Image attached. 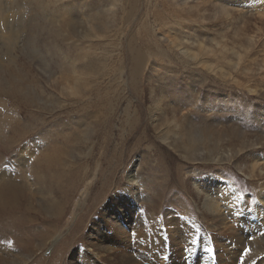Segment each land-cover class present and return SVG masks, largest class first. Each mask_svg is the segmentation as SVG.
Returning a JSON list of instances; mask_svg holds the SVG:
<instances>
[{"label":"rangeland","instance_id":"obj_1","mask_svg":"<svg viewBox=\"0 0 264 264\" xmlns=\"http://www.w3.org/2000/svg\"><path fill=\"white\" fill-rule=\"evenodd\" d=\"M0 124H12L0 133V172L11 161L7 168L17 175L51 140L65 147L54 171L64 176L66 168L69 176L80 165L82 174L90 168L104 136L114 144L126 139V165L116 173L125 185L136 167L139 231L153 237L151 264H185L186 236L207 231L228 234L230 249L214 256L219 264H238V257L239 264H264V214L250 227L233 216L218 232L219 220L196 188L212 174L257 203L264 183V160L255 155H264V0H0ZM44 128V146L23 154ZM12 139L18 146L8 150ZM29 155L33 161L21 165ZM43 183L33 206L51 219L60 186ZM80 204L27 264L53 256L50 264L62 257L59 264H82L70 252L91 244L86 231L68 252L54 253L84 210ZM43 228L28 225L30 234L17 236L23 251L13 252L28 250L24 242ZM242 248L250 252L241 255Z\"/></svg>","mask_w":264,"mask_h":264},{"label":"bare ground","instance_id":"obj_2","mask_svg":"<svg viewBox=\"0 0 264 264\" xmlns=\"http://www.w3.org/2000/svg\"><path fill=\"white\" fill-rule=\"evenodd\" d=\"M10 125L12 124H0V133H3ZM129 126L133 130L135 124H129ZM109 130L111 131L112 127ZM16 131L17 127L13 125L12 133L17 135ZM67 140L69 139L67 138ZM12 141L6 143V149L14 150L18 146L19 141L15 142L13 139ZM51 143H48L43 155L32 166H27L20 171L21 174H13L9 168L0 172V264H27L28 259L33 257L35 248L37 249L42 244L41 248L44 249L45 245L57 235L54 234L58 233V229L65 222V218L71 210L75 211L76 205L78 204L79 207L80 203L85 205L84 210L79 214L70 234L61 241L54 253H57L61 248H64L65 251L71 249L78 237L82 235L83 231H86L91 240V244L86 247L96 246L97 248L87 253L77 248L71 251L70 255L74 262L109 264L107 261H111V257L114 256V264H151V261L148 260V248L152 247L153 237L145 238V230L139 231L142 223L139 209L142 208L143 199L142 194L136 195L137 191L142 190V184L136 178V167H132L127 173L125 185L119 184L121 180L116 173L118 168L122 169L126 165L125 157L127 155L120 152V148L126 145V139L114 144L111 138L104 136V139L97 141L94 147L95 153L90 168L82 174L85 166L80 165L77 171L73 170L69 176L66 168H63L64 176H59L54 171L56 166H62L65 147L62 148L52 140ZM31 150V147H23L21 151L28 155ZM23 159L21 157L18 161ZM258 176L264 177V174L261 172ZM55 180L60 186L57 189L59 198L57 201L54 200L58 211L56 209V214L51 219H42L41 212L34 208L33 202L39 189L43 188L41 182L53 186ZM223 182L218 176L212 174L207 179L204 176L201 180L196 181L199 194H203L206 198V207L210 208L211 213L219 220V225L215 227L216 231L224 232V225H227L229 218L233 216L237 225L245 223L248 227L252 226L253 222L256 223L258 218L262 219L259 212L264 214V183L259 185L260 190L256 196L258 197L257 203L251 205L248 204V201L253 199V195L244 200L234 187L235 184L231 185V182L230 184L226 181L224 184ZM80 192L83 193L84 198L75 202V198ZM220 193L223 194V198L217 199ZM214 194L217 196L214 197ZM225 197L228 199L225 200ZM39 219L42 220L39 222ZM28 225L32 228L38 226L46 228L35 233L36 236L32 235L34 237L32 240H30L31 237L24 242L23 246L28 250L22 253L20 251L13 252L14 249L22 250L23 243L17 246V242L20 240L17 236L30 234V231L26 230ZM190 235L191 239L195 240V244H190L189 247V264H219V260L214 259L215 253L220 252L219 255H222L230 249L228 234L225 232L219 236H213L212 232L207 231L200 239L196 238L195 233H190ZM237 236L238 234L232 235L231 242ZM35 242L37 245H34ZM95 242L97 243L94 244ZM139 246L142 248L141 251H136L135 249ZM10 251L13 252V255L8 257ZM78 252L80 253L78 254ZM65 254L66 252L63 256ZM53 257L44 258V261L38 257L36 261L40 260V264H50L53 262ZM62 258L57 259L59 263ZM59 263L56 262V264Z\"/></svg>","mask_w":264,"mask_h":264},{"label":"snow or ice","instance_id":"obj_3","mask_svg":"<svg viewBox=\"0 0 264 264\" xmlns=\"http://www.w3.org/2000/svg\"><path fill=\"white\" fill-rule=\"evenodd\" d=\"M49 133V128H44L41 129L37 135H35L32 139V141H30L28 143V147H31L32 144H35L37 147H41L44 146L45 141L42 139L43 137L47 136ZM33 152H35V149H33ZM250 156L252 155L251 153L249 154ZM257 158L264 160V155H261L259 153L255 154ZM33 157L31 155L26 156L22 161H20L21 165L27 164V163H31L32 162ZM240 161H238L239 163ZM11 163V161H7L5 162V165H3V167L5 168V170H7V164ZM228 197H225V200H227ZM139 211H143L142 209H139ZM180 230L183 232L184 230V225L183 223H181L180 225H178ZM190 244H195V240L191 239L190 236H186L185 238V243L183 245H181L182 249L184 250V259H185V264H187V257L189 254V247L188 245ZM78 249H82L83 252L87 253L88 252V248L84 247L83 245H77ZM250 252V249H241V255H247ZM239 260L240 257L237 258L238 264H239Z\"/></svg>","mask_w":264,"mask_h":264}]
</instances>
